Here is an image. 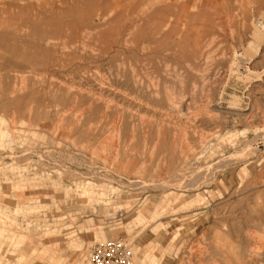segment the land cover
Masks as SVG:
<instances>
[{
  "label": "rangeland",
  "instance_id": "1",
  "mask_svg": "<svg viewBox=\"0 0 264 264\" xmlns=\"http://www.w3.org/2000/svg\"><path fill=\"white\" fill-rule=\"evenodd\" d=\"M263 195L264 0H0V264H264Z\"/></svg>",
  "mask_w": 264,
  "mask_h": 264
},
{
  "label": "built area",
  "instance_id": "2",
  "mask_svg": "<svg viewBox=\"0 0 264 264\" xmlns=\"http://www.w3.org/2000/svg\"><path fill=\"white\" fill-rule=\"evenodd\" d=\"M91 264H137L132 246L122 239H108L89 249Z\"/></svg>",
  "mask_w": 264,
  "mask_h": 264
},
{
  "label": "bare ground",
  "instance_id": "3",
  "mask_svg": "<svg viewBox=\"0 0 264 264\" xmlns=\"http://www.w3.org/2000/svg\"><path fill=\"white\" fill-rule=\"evenodd\" d=\"M26 79V78H25ZM15 88V87H14ZM73 89V88H72ZM76 99V98H75ZM233 99V98H232ZM237 103V102H236ZM91 104V103H90ZM74 105V104H73ZM110 105V104H109ZM66 113V112H65ZM83 113V112H82ZM244 145V144H243ZM249 147V146H248ZM185 148H187L186 146H185ZM255 149V148H254ZM186 155V154H185ZM222 165V164H221ZM198 168V167H197ZM223 169V168H222ZM207 170V169H206ZM189 171V170H188ZM205 171V170H204ZM122 176V175H121ZM202 178V177H201ZM198 180V179H197ZM208 180H209V178H208ZM181 181V180H180ZM143 182V181H142ZM204 182V181H203ZM208 182V181H207ZM121 183V182H120ZM136 183V182H135ZM176 183H178V182H176ZM133 184V183H132ZM201 184V183H200ZM120 185V184H119ZM137 185H139V184H137ZM136 185V186H137ZM163 185V184H162ZM197 185V184H196ZM209 185V184H208ZM200 186V185H199ZM145 187H147V186H145ZM159 187V186H158ZM122 188V187H121ZM135 188V187H134ZM137 188V187H136ZM160 188V187H159ZM186 188V187H185ZM200 188V187H199ZM167 190V189H166ZM121 191V190H120ZM117 192V191H116ZM206 192V191H205ZM204 192V193H205ZM264 196V195H263ZM261 201V200H260ZM167 203V200H165V203L163 204V205H160V208H158V210L155 212V213H161V212H164V207H165V204ZM262 207V206H261ZM263 208V207H262ZM146 209H148V210H146ZM145 209V211H147V213L148 212H150V208L148 207V208H146ZM254 209V208H253ZM141 212V211H140ZM139 213V212H138ZM257 215H259V214H257ZM232 219V218H231ZM230 219V220H231ZM260 221V220H259ZM259 223V222H258ZM256 224V223H255ZM260 224H261V222H260ZM164 226V225H163ZM249 233V232H248ZM255 234H257V233H255ZM251 236H252V234H251ZM255 236V235H254ZM256 236H258L256 239H255V241H254V245H253V247L251 246V249H248V253L247 254H245L244 255V257L243 256H238L237 258H233V259H237V263H234V264H261L260 263V261L262 260V258L260 257L261 255H263L262 253H261V251H262V246H263V241L262 240H260L261 238L259 237V233H258V235H256ZM252 238H253V236H252ZM255 238V237H254ZM253 238V239H254ZM260 238V239H259ZM264 237H262V239H263ZM241 244V242H239V245ZM211 246H213V245H211ZM214 247V246H213ZM213 247H211V249L213 248ZM198 248V247H197ZM191 249V248H190ZM198 250V249H197ZM212 250H214V249H212ZM231 250L232 249H230L229 248V250H228V256H226L223 260H221L220 258H218V256H217V254H216V252L214 251V252H212L211 250V252H212V255H210V260L212 261V264H218V261H228L226 264H233V263H231V256H230V254H231ZM264 250V249H263ZM211 252L210 253H207V254H211ZM205 253V252H204ZM192 255V254H191ZM200 255H201V252H200ZM212 256V257H211ZM215 256H217V257H215ZM223 257V256H222ZM209 260V261H210ZM187 261V260H186ZM193 261V260H192ZM191 261V262H192ZM263 264V263H262Z\"/></svg>",
  "mask_w": 264,
  "mask_h": 264
}]
</instances>
